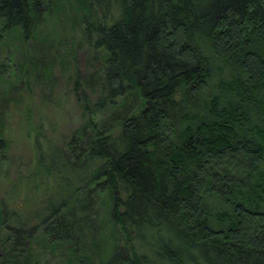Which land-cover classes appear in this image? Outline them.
Masks as SVG:
<instances>
[{
	"label": "trees",
	"instance_id": "1",
	"mask_svg": "<svg viewBox=\"0 0 264 264\" xmlns=\"http://www.w3.org/2000/svg\"><path fill=\"white\" fill-rule=\"evenodd\" d=\"M73 1L97 69L65 150L37 151L30 214L0 200V264H264V0ZM63 5L0 0V53Z\"/></svg>",
	"mask_w": 264,
	"mask_h": 264
},
{
	"label": "rangeland",
	"instance_id": "2",
	"mask_svg": "<svg viewBox=\"0 0 264 264\" xmlns=\"http://www.w3.org/2000/svg\"><path fill=\"white\" fill-rule=\"evenodd\" d=\"M62 1V9L45 18L35 39L7 44L0 53V59L8 56L15 71L10 72L6 82L0 78V131L6 142L0 158V200L23 215L30 214L34 196L42 192L33 187L41 181L34 173L37 151L43 155L54 144L64 151V142L81 121V109L72 92L74 73L81 82L97 69V61L74 22L75 2ZM18 69H25V74ZM89 99L92 104L93 96ZM125 105L118 111L105 107L96 119L105 130L110 129L117 117L134 105V100ZM29 123L31 127L27 129ZM78 171L67 170L73 178ZM211 203L215 205L217 201L211 199ZM93 225H100L97 218ZM100 230H104L103 226ZM63 251L62 247L58 252L42 254L40 263L64 264ZM98 261L94 254L93 263Z\"/></svg>",
	"mask_w": 264,
	"mask_h": 264
}]
</instances>
